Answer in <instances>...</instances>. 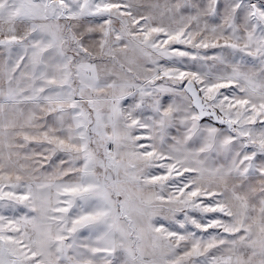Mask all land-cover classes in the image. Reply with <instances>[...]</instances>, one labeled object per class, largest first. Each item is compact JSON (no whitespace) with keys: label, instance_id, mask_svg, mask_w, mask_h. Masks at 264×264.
<instances>
[{"label":"snow or ice","instance_id":"6c2138e0","mask_svg":"<svg viewBox=\"0 0 264 264\" xmlns=\"http://www.w3.org/2000/svg\"><path fill=\"white\" fill-rule=\"evenodd\" d=\"M0 264H264V0H0Z\"/></svg>","mask_w":264,"mask_h":264}]
</instances>
